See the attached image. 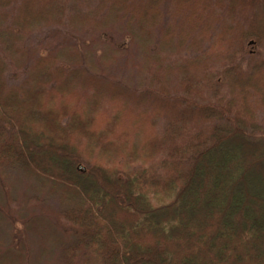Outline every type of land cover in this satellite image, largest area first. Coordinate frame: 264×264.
<instances>
[{
  "label": "trees",
  "instance_id": "obj_1",
  "mask_svg": "<svg viewBox=\"0 0 264 264\" xmlns=\"http://www.w3.org/2000/svg\"><path fill=\"white\" fill-rule=\"evenodd\" d=\"M0 264H264V0H0Z\"/></svg>",
  "mask_w": 264,
  "mask_h": 264
},
{
  "label": "rangeland",
  "instance_id": "obj_2",
  "mask_svg": "<svg viewBox=\"0 0 264 264\" xmlns=\"http://www.w3.org/2000/svg\"><path fill=\"white\" fill-rule=\"evenodd\" d=\"M119 63H122V65L116 64V66H117L116 67V70H111V72L114 73V76H118V75L124 76V75H127L126 70H125L124 65H123L124 61L119 60ZM132 65H134V61L133 60H129L128 66H132ZM127 71L130 72V73H133V70H128L127 69Z\"/></svg>",
  "mask_w": 264,
  "mask_h": 264
}]
</instances>
